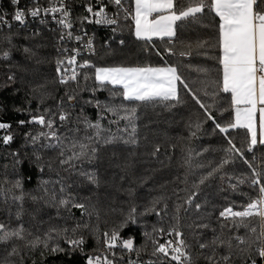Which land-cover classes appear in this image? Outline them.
I'll return each mask as SVG.
<instances>
[{
  "label": "snow or ice",
  "instance_id": "1",
  "mask_svg": "<svg viewBox=\"0 0 264 264\" xmlns=\"http://www.w3.org/2000/svg\"><path fill=\"white\" fill-rule=\"evenodd\" d=\"M10 4L11 20L20 26L27 24L28 17L38 19L41 25L47 24L50 17L57 25L56 29H50L58 33L56 75L51 84L62 86L63 95L56 100L54 107H45L48 100L56 99L59 88L50 91L47 83L40 84L31 89L26 100L31 105L35 99L37 109L15 108V111H27L29 116L27 120H19L18 125H39L42 129L36 134L31 131L24 133L25 140L33 145L40 140L47 141L41 144V148L57 152L59 166L70 175L99 187L100 176L94 165L99 161L101 151L119 144L139 147L140 108L159 106L171 112L187 104L185 96L200 110L186 122L187 139H198L204 125L211 122L212 132L223 134L226 146L217 149L223 153L218 162L209 160L196 164L195 168L193 153L199 157L209 149L196 152L187 147L181 164L183 176L176 177L183 187L174 189L171 196L162 194L154 197L139 215L136 206L132 205L118 225L103 231L99 212L94 206L90 210L88 203L77 199L69 190L72 184L61 179H41L39 185L43 194L37 197L24 192L23 178L19 175L14 181L5 177L4 184L10 187L0 186V197L6 205L11 200L18 207L14 213L15 226L11 208L7 209V222L0 221V264H25L26 259L37 251L41 261L48 256L62 254L71 257L78 253L86 257L84 264H201V261L203 264H234V258L242 260L243 264H257V258L264 262V151L259 157L256 155L258 148L264 150V0H79V6L83 8L81 13H75L77 0H48L47 6H42L40 0H31V6L25 8L19 7L20 0H10ZM8 16V11L0 14V28L7 26L11 29ZM188 24L214 29L215 35L195 42L180 41L178 46V31ZM91 25L110 30L99 44L100 48L110 49V42L116 34L123 35L127 31L136 41L143 42V52L155 55L161 63L98 65L85 58L97 55L96 32L89 34L87 28ZM15 35L4 37L8 47L0 52V59L10 61L14 50L22 51L28 60L36 58L37 52L31 47L13 42ZM40 35L41 32L36 30L24 39ZM165 38L167 46L156 48L154 39L163 42ZM119 44L124 45L125 40L119 39ZM210 52L215 55H209ZM193 54L216 61L213 68H197L204 74V79L199 81H189L181 71L180 60L170 63L169 59ZM35 62L39 64L42 60L36 59ZM6 66V81L0 85L5 88L16 83L12 69L20 65L17 62ZM22 70L27 71L26 68ZM101 91L108 93L104 100L97 95ZM86 92L88 98H84ZM225 98L227 108L223 107ZM87 107L96 110L95 119L85 112ZM214 109L220 111L221 117L226 112L229 119L221 123L214 115ZM104 121H107L106 125ZM11 128L10 123L0 122V130L7 133L0 137L5 146L14 139ZM232 130L244 132L239 146L231 135ZM160 151L161 146L156 144L150 155L158 157ZM249 153L252 154L251 159L248 158ZM11 155L15 170L23 160L18 152ZM33 157L29 162L34 163L41 174L45 167L52 170L51 158L42 162L43 157L39 153H33ZM237 161L245 165L247 171L236 174L227 170ZM85 164L92 167L86 169ZM148 179L144 177L141 183ZM214 180L219 181L217 191L227 206L207 197L197 202L202 186H211ZM50 184H58L59 189L53 187L50 190L47 187ZM242 185L255 195L240 191ZM17 190L18 195L15 194ZM127 191L129 196L135 195V189ZM229 192L247 198L248 202L240 205L242 210H236L235 201H229L226 194ZM26 195H30L33 202L39 200L54 208L56 218L65 219L61 216L63 211L68 213L67 219H72V209L75 208L81 210V218L86 216L88 220L83 223L76 220L69 227L65 219L63 226L50 225L45 231H41L44 222L40 221L34 232L25 227L22 219ZM172 196L176 200L173 211L169 213L168 200ZM193 210L196 219L185 225V219ZM93 215L97 221L94 225L91 223ZM149 215H155L157 221L151 225L150 231L146 223L141 225L145 229L142 233L144 243L136 246L134 237L121 236V231L129 224H137L140 218ZM253 220L258 221V227L251 226ZM185 227L190 230L191 241L185 235ZM241 228L250 235H239ZM85 230L95 240L91 251H85L86 237L79 234ZM161 238H165L164 242ZM61 240L67 247L61 245ZM133 253L135 259L132 258ZM145 254L149 259H142ZM32 264H37V261L33 259Z\"/></svg>",
  "mask_w": 264,
  "mask_h": 264
},
{
  "label": "trees",
  "instance_id": "2",
  "mask_svg": "<svg viewBox=\"0 0 264 264\" xmlns=\"http://www.w3.org/2000/svg\"><path fill=\"white\" fill-rule=\"evenodd\" d=\"M83 12V8L79 6V0H77V6L75 7V13ZM207 23V20H205ZM88 29L96 32L97 35V55L94 57H87L92 59L98 65H113V64H125L135 65L137 63H151L158 65L161 63L160 59L155 55H149L142 51L143 42H138L135 38L127 31L123 35L117 33L116 37L110 42V49H102L99 44L102 40L110 34V32L97 29L93 25L87 26ZM41 35L34 38L25 40V36H30L32 31H28L23 28H7L0 30V52L5 50L8 45L4 40V37L9 34H17L14 36L13 42L17 45H25L31 47L37 52V57L32 60H28L22 51H13L12 59L10 61H4L0 59V85H3L6 81V75L8 74L7 64L19 63L20 67L13 68L12 71L16 74V83L7 88L0 86V117L2 120L12 125L11 132L14 136L13 141L10 145H3L0 141V186L7 188L10 187L8 184H4L5 177L8 180L14 181L18 178V175L23 178V189L26 194L41 196L43 193L40 190L39 181L41 179L56 181L58 179L63 180L66 184H72L73 187L69 189L72 191L80 202H86L91 206H94L95 210L100 215V227L101 230L111 229L113 226L123 220L124 216L127 215L132 205L137 208V215L144 211V208L149 205V202L157 196L167 195L171 196L172 192L176 188H182L176 177L182 178L184 169L181 167L183 163L182 157L185 156V149L192 147L196 152H200L205 148L209 151L203 153L202 156H195L193 153V167L196 164L207 163L209 160L219 161L222 152L218 151L222 146H226L223 134H214L212 132L213 124L208 122L204 125V131L199 134V138H192L188 140L189 136L188 129L185 127L188 119L194 118L198 113V106L187 96L184 98L188 101L186 105H180L171 112L166 111L162 107H152L145 105L140 108L138 120L139 125V140L140 144L138 148H132L119 144L116 146H109L101 151L99 161L94 165L100 176V185L87 184L82 178L76 175H70L61 168L56 160L57 152L52 150H45L41 148V144L47 143L45 140H40L36 145L26 141L24 133L31 131L32 134L42 130L39 125H18L19 120H27L29 116L27 111L16 112L15 108H24L35 111L37 109V101L32 100L31 105L26 103V100L31 94V89L40 84L47 83L49 90H55L56 99L48 100L45 107L55 106L56 100L63 95L64 89L62 86L53 85L51 81L55 78V58L57 52L55 51L56 35L55 33L47 30L40 31ZM215 35V30L211 28H205L202 25L188 24L182 30L178 31L176 37V43L179 46L180 41L184 42H195L198 39H207ZM119 39H124L125 44L120 45ZM156 48L163 49L167 46L168 41L165 39L163 42L154 39ZM40 45V47H36ZM179 50V48H177ZM154 51V50H151ZM209 55H215L214 52H210ZM36 59H41L42 62L37 64ZM170 63H176L179 59L181 62V71L189 81H199L204 79V74L197 71L198 67L213 68L216 65V61L209 59L204 55L193 54L190 58L186 59L171 57ZM27 69L23 71L22 69ZM22 78V79H21ZM19 89V91H16ZM84 98H88V93H84ZM101 100H104L108 93L101 91L97 93ZM183 95V93H182ZM119 102V100H117ZM224 108H227V99L223 104ZM79 111V106L77 107ZM85 112L95 119L96 110L91 107L85 108ZM75 115V114H74ZM214 115L217 120L223 123L229 119L228 114L225 112L221 117L220 111L214 109ZM105 125L107 121H104ZM122 126V125H121ZM64 131L63 128L60 129ZM7 134L4 130L0 131V137ZM83 132L81 133V135ZM231 135L235 140L239 142L244 137L243 130H232ZM145 137L147 139H145ZM159 144L161 151L158 157H152L150 155L153 146ZM173 145L175 147H173ZM264 150L257 149L256 155L259 157L261 152ZM12 152H18L19 157L23 160V163L16 166L14 170V157L11 155ZM135 153L131 156L130 153ZM33 153H39L43 157L42 162H47L50 158L52 159V170L49 171L45 167L43 174L39 172L34 163H30V159H34ZM113 153H115L113 155ZM248 158L251 159V153L247 154ZM27 157V158H26ZM7 166V167H5ZM84 167L90 168L87 164ZM229 172L235 171L236 174L247 171L245 165L237 161L234 166H230L227 169ZM197 175L199 171L197 170ZM144 177H149L145 183H141ZM235 182V181H233ZM218 180L212 181L211 186H202L200 193V202L205 197L220 204L227 206L222 200V194L218 193L217 185ZM163 186V187H162ZM50 190L55 187L59 189L58 184H50L47 186ZM135 189V195L129 196L128 189ZM240 191L251 193L247 186H240ZM15 194H19L17 190ZM229 196V201H235L236 210H242L240 205L248 202L247 198L239 195V193L229 192L226 193ZM30 195H26L24 201V215L23 222L25 227H30L35 232V226L43 221L41 231L47 230L50 225L63 226L65 219L68 217L67 212H61V216L65 219L56 218V210L44 205L42 201L33 202L30 199ZM181 195H184L181 193ZM85 198H88L85 200ZM176 200L175 196L168 200L169 213L173 211V204ZM163 205L161 204L160 207ZM18 205L12 204L11 200L6 205L3 202V197H0V221L7 222V209L11 208L13 213L12 224L16 225L17 221L14 218V213L17 210ZM73 218L67 219L68 226L71 227L76 220H80L81 223L88 220V217L81 218L80 209H72ZM33 214L35 219H33ZM218 214V213H217ZM50 217L52 219H50ZM196 219V213L193 210L185 219V225L191 223ZM157 217L155 215H149L139 219L137 224H129L127 228L121 231L123 238L132 236L135 238L136 246L144 243V237L142 235L144 228L141 227L143 224L149 226L148 230H151V225L156 223ZM91 223L94 225L97 223L95 215L92 216ZM166 226V225H165ZM215 226V224L213 225ZM251 226L258 227V221L253 220ZM186 237L191 241L190 230L185 227L184 229ZM233 233L236 230L233 229ZM82 234L86 237L85 251H91L95 246V240L89 234L88 231H83ZM239 235L248 236L250 233L246 229L241 228L238 232ZM165 238H161V242H164ZM61 245L67 247L61 240ZM118 254L119 250H117ZM127 259L128 254L123 253ZM132 258L135 259V254H131ZM35 259L37 264H84L86 257L80 256L78 253L73 254L71 257L64 255L48 256L46 259L41 261L39 252L31 256L30 259H26L25 264H32V260ZM143 260L149 259L148 255L142 257ZM203 264V261H201ZM234 264H243L240 259L234 258ZM257 264H264L257 258Z\"/></svg>",
  "mask_w": 264,
  "mask_h": 264
},
{
  "label": "built area",
  "instance_id": "3",
  "mask_svg": "<svg viewBox=\"0 0 264 264\" xmlns=\"http://www.w3.org/2000/svg\"><path fill=\"white\" fill-rule=\"evenodd\" d=\"M40 4L42 6H47L48 0H40ZM28 6H31V0H20L19 7L25 8V7H28ZM3 11H8L9 12L8 19L12 23V27L11 28H23V29H26V30L32 31V32H34L36 30H39V31L47 30L49 32L55 33L56 37L58 36L57 32L50 31V29H56L57 28V25L55 24V22L51 21L50 17L48 18V23L44 24V25H41L39 23L38 19H33L31 17H28L27 24L25 26H20L18 24V22H15V21L11 20L12 6L10 4V0H0V14H2ZM93 26L95 28H97V29H101V30L110 32L109 29H106V28H104L102 26H95V25H93ZM7 28H8L7 26H4L3 28H0V30L7 29ZM88 31H89V34L94 32V31H92L90 29H88ZM65 46H75V45H65ZM185 58L188 59L190 57H185ZM0 122H6V121L2 120L1 117H0ZM6 123H8V122H6Z\"/></svg>",
  "mask_w": 264,
  "mask_h": 264
},
{
  "label": "crops",
  "instance_id": "4",
  "mask_svg": "<svg viewBox=\"0 0 264 264\" xmlns=\"http://www.w3.org/2000/svg\"><path fill=\"white\" fill-rule=\"evenodd\" d=\"M165 39H167V38H165ZM156 40H159V39H156Z\"/></svg>",
  "mask_w": 264,
  "mask_h": 264
}]
</instances>
